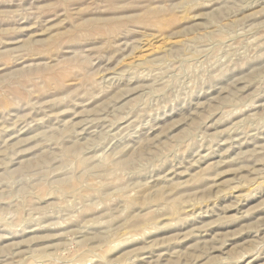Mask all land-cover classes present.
<instances>
[{
    "label": "rangeland",
    "instance_id": "obj_1",
    "mask_svg": "<svg viewBox=\"0 0 264 264\" xmlns=\"http://www.w3.org/2000/svg\"><path fill=\"white\" fill-rule=\"evenodd\" d=\"M0 264H264V0H0Z\"/></svg>",
    "mask_w": 264,
    "mask_h": 264
}]
</instances>
